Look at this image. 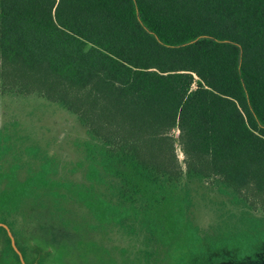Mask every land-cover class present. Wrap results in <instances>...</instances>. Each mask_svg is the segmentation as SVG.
I'll return each instance as SVG.
<instances>
[{
  "label": "trees",
  "instance_id": "trees-1",
  "mask_svg": "<svg viewBox=\"0 0 264 264\" xmlns=\"http://www.w3.org/2000/svg\"><path fill=\"white\" fill-rule=\"evenodd\" d=\"M0 94L74 112L173 264L254 235L201 236L183 204L204 179L264 208V0H0Z\"/></svg>",
  "mask_w": 264,
  "mask_h": 264
},
{
  "label": "flooded vegetation",
  "instance_id": "flooded-vegetation-1",
  "mask_svg": "<svg viewBox=\"0 0 264 264\" xmlns=\"http://www.w3.org/2000/svg\"><path fill=\"white\" fill-rule=\"evenodd\" d=\"M0 103V264H173L170 224L163 235L147 228L139 196L126 197L123 180L97 163L96 140L74 112L36 95L0 94ZM209 184L194 181L183 204L198 233L248 225L254 235L190 252L185 264H264V220L255 219L264 208Z\"/></svg>",
  "mask_w": 264,
  "mask_h": 264
},
{
  "label": "rangeland",
  "instance_id": "rangeland-1",
  "mask_svg": "<svg viewBox=\"0 0 264 264\" xmlns=\"http://www.w3.org/2000/svg\"><path fill=\"white\" fill-rule=\"evenodd\" d=\"M1 107H2V105H1V103H0V119L2 118V110H1ZM177 155H178V158L179 159H181L182 158V154H181V152L179 151V150H177ZM257 209H256V211H258V212H263L262 210H263V207H260V206H257L256 207ZM115 259V261H117V259L118 258H114ZM75 259H73V258H66V260H60L59 259V262H61L62 264H70L71 262L72 263H75ZM89 264H100V263H97V262H90Z\"/></svg>",
  "mask_w": 264,
  "mask_h": 264
},
{
  "label": "water",
  "instance_id": "water-1",
  "mask_svg": "<svg viewBox=\"0 0 264 264\" xmlns=\"http://www.w3.org/2000/svg\"><path fill=\"white\" fill-rule=\"evenodd\" d=\"M21 261H22V264H24V261L21 259Z\"/></svg>",
  "mask_w": 264,
  "mask_h": 264
}]
</instances>
